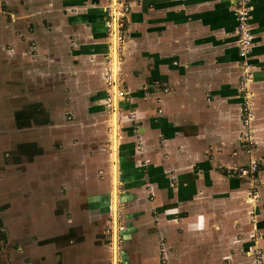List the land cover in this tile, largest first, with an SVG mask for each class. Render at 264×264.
<instances>
[{
  "label": "crops",
  "instance_id": "obj_1",
  "mask_svg": "<svg viewBox=\"0 0 264 264\" xmlns=\"http://www.w3.org/2000/svg\"><path fill=\"white\" fill-rule=\"evenodd\" d=\"M110 1L0 0V61L12 84L8 96L0 91V138L6 129L1 120L13 121L6 106L23 98L11 90L27 95L31 87L36 97L40 94L34 101H41L48 114L45 124L21 128L31 130L40 148L34 160L40 157L41 169L39 177L28 179L30 162L23 163V179L38 188L21 193L39 202L32 222L46 218L34 228L44 234L37 252L31 251L36 254L24 250L28 264L38 263L39 254L49 253V242L67 235L61 230L47 236L54 211L50 200H63L52 195L50 182L86 187L81 196L73 191L84 201L76 216L84 218L81 241L61 247V254L72 252L79 264H103L106 256L105 245L94 241L86 221L95 212H109L111 202L110 154L107 158L106 123L100 116L113 59L106 26ZM125 1L129 10L116 37L114 76L123 92L116 102L121 109L120 116L116 112L120 264H159L162 259L167 264H254L250 246L258 245L264 254V193L260 190L259 201L251 205L246 177L225 169L256 157L264 176V0H250L252 44L245 63L238 53L235 0ZM245 72L250 78L242 89ZM244 90L251 94L247 125L241 117ZM62 122L63 131L57 129ZM13 130L8 133L17 135ZM243 133L252 144L242 141ZM108 165L110 183L103 172ZM16 175L14 166L8 180ZM22 207L9 218L13 225H21L28 204Z\"/></svg>",
  "mask_w": 264,
  "mask_h": 264
},
{
  "label": "rangeland",
  "instance_id": "obj_2",
  "mask_svg": "<svg viewBox=\"0 0 264 264\" xmlns=\"http://www.w3.org/2000/svg\"><path fill=\"white\" fill-rule=\"evenodd\" d=\"M110 4H115V0L110 1ZM1 7V5H0ZM110 21V14L106 18V26L107 22ZM107 34L109 36V28L107 26ZM110 37V36H109ZM119 46V45H118ZM1 53V51H0ZM8 63L7 61L5 64ZM5 66V65H4ZM7 70V69H6ZM5 70V67L2 66V62L0 61V91H2V94L4 96L9 95V86L10 84L9 74ZM13 93V96L18 97L22 96L21 103L18 101L16 105H10L9 107L6 106L5 112H13V121H9L10 127L8 126V120H1L2 125L6 126V129L2 128L1 134H3L0 138V148L2 146H5L3 148H6L2 153V164H1V176L4 178L5 182H1L0 184V197H1V206H2V213L0 217V233H2L3 238L0 239V260L2 264H28L30 262V259H28L29 256H26L24 250L27 249L28 251L37 252L38 247L41 246L39 243V240H42V237H44V234L42 232L35 230L39 223H43L46 218H38V222L34 224L32 221L33 215L38 213L39 208L37 205L39 202L33 200L32 195L24 196L23 193H21L24 189L27 188V191L30 193L32 190H37L38 185L34 183H28L27 179H23V176L26 175V170L28 171V179H33L35 177H39L40 175V168H39V160L40 157L37 160H34L35 156L39 154V147L36 145L34 140H32V132H29L31 130L25 131L21 130V127L17 126V123H15L14 119V113H19L20 117L23 120H27L26 124L28 123L27 127L22 128H34L35 126L39 125L37 124V120H44L45 117H47V112L43 111L42 105L43 103L41 101H34V99L38 98L40 94L34 95L35 90L31 89V87L27 88V95H24L21 93H14L13 90H11ZM1 95V94H0ZM25 97V98H24ZM20 100V99H19ZM39 100V99H38ZM38 102V103H37ZM14 103V102H13ZM116 112L119 113L120 116V106L119 104L116 107ZM101 115L105 119V135H106V157L108 158V154L110 151V114L111 111L107 110L106 108H103L102 112H100ZM7 117V116H6ZM25 124V123H24ZM45 124V123H43ZM64 122L58 127L57 129H67L64 125ZM13 126H16L18 129L13 130ZM79 126L82 128V125L79 124ZM8 129L13 132H17V135L14 136V133H8ZM20 129V130H19ZM25 132H29L25 134ZM11 134V136H10ZM75 136V134H74ZM70 137L72 138L74 137ZM16 144L15 148L14 145ZM83 145V144H82ZM11 148V149H10ZM35 161V162H34ZM30 162V164H33L35 167H37L38 172H35L33 168H30V164L28 165L27 169L25 170V167L23 168V163ZM34 162V163H33ZM51 162V160H48V164ZM97 163L99 166H101L103 163L99 158H97ZM53 164V162H51ZM109 164V163H108ZM10 165H12L10 167ZM14 166H17V172L19 175L12 176V179L8 180V175L10 173V170L14 168ZM44 166H47V164H44ZM110 166L104 168L103 172L108 177V182L110 183ZM11 168V169H10ZM51 169V168H50ZM45 170V169H43ZM51 171V170H49ZM226 171V169H225ZM30 173V174H29ZM23 174V175H22ZM49 186L53 188L55 191L52 195L55 197L63 196V200L56 201V200H50V206L54 209L51 213L49 221L50 225L48 227L49 234L47 235L48 238L53 236H58L60 234H63L62 231H64L67 235L58 236L55 241L49 242V253H43L39 254L40 258L37 260L38 263L34 264H79L78 260L76 262L74 261V256L72 254L71 247L69 249V253L65 256H63L61 253L64 251L62 248L67 246H72L71 243H79L82 238L83 229H81V226L79 225V221L83 220L80 216L76 217L81 210L84 209V201L82 199H78V197H75L76 195L85 194V188L86 187H76L73 189V186H69L68 188L66 186H59L57 184H54L50 182ZM60 188V189H59ZM74 191V193H73ZM28 194V193H26ZM20 197H16V196ZM14 197V198H13ZM6 198V199H4ZM10 199V201L8 200ZM82 198V197H81ZM58 203V204H57ZM28 204V210L24 211L21 219V225H13L10 223L9 218L11 217L12 213L14 214L15 211L18 212V206L22 207L23 205ZM61 205H63V208L66 210L65 216L60 215L62 212ZM59 206V207H58ZM59 208L58 210L56 208ZM23 208V207H22ZM21 208V210H22ZM61 209V210H60ZM108 211V210H106ZM103 214H100L98 212H95L94 214L90 215V220L86 221V226L88 225L87 229L90 230L95 239L94 241L97 244L103 243L105 245V258H103V264H112L111 261V248H112V216H111V209L109 208V212H106ZM29 212V213H28ZM64 212H62L63 214ZM74 213H76L74 215ZM117 213V211H116ZM46 217V216H45ZM59 218V219H58ZM59 220V221H58ZM4 221V222H3ZM28 224L25 225V223ZM58 221V222H57ZM90 221V223H89ZM118 221V220H117ZM118 224V223H117ZM62 226V227H61ZM35 228V229H34ZM62 230V231H61ZM117 236H116V243H117V264H120V250L122 247L121 243V235L119 233V229H117ZM79 231L80 232L79 234ZM92 235V234H88ZM63 237V239H60ZM21 246H22V252H21ZM36 246V247H35ZM55 246L59 249H53ZM34 247V248H31ZM62 247V248H61ZM53 249V251H52ZM67 250V249H66ZM53 252V254L51 253ZM57 252V256H54ZM32 253V252H31ZM99 253V252H98ZM35 255L36 253H32ZM47 259V260H46ZM163 260V259H162ZM160 261L159 264H167L166 260ZM44 262V263H43Z\"/></svg>",
  "mask_w": 264,
  "mask_h": 264
},
{
  "label": "built area",
  "instance_id": "obj_3",
  "mask_svg": "<svg viewBox=\"0 0 264 264\" xmlns=\"http://www.w3.org/2000/svg\"><path fill=\"white\" fill-rule=\"evenodd\" d=\"M236 2V33L239 38L238 42V53L245 63L248 56L251 53L252 36L250 34L249 23H250V0H235ZM110 21L107 22L109 28V36L112 37L113 28L112 23L116 22V37L120 39V27L123 25L122 17L129 10V3L125 0H115V4H111L110 7ZM116 15H113V13ZM118 50V45H117ZM111 60V59H110ZM249 72H245L242 75L241 87L246 88L247 79L250 78ZM107 89L104 99V106L107 110L112 111L114 103L123 97L122 90L116 84V78H114L112 66L110 64L108 73L106 74ZM163 90H168L166 82H163ZM243 100L241 103V117L243 124L247 125L248 119L251 116L250 111V97L251 94L244 90ZM116 100V102H114ZM119 114V113H117ZM134 116L133 114L130 117ZM120 120V118L118 117ZM242 141L246 142L247 145L252 144L253 140L250 138L248 133H243ZM226 172L231 175H240L246 177L250 184L248 191V201L251 205H256L260 199V190L264 193V176L259 173V161L256 157H249L248 162L243 165L231 166L226 168ZM252 213V211H251ZM261 235H256L255 239H260ZM264 240V239H263ZM248 254L253 256L254 264H262L264 262V254L258 245H252L248 249Z\"/></svg>",
  "mask_w": 264,
  "mask_h": 264
},
{
  "label": "bare ground",
  "instance_id": "obj_4",
  "mask_svg": "<svg viewBox=\"0 0 264 264\" xmlns=\"http://www.w3.org/2000/svg\"><path fill=\"white\" fill-rule=\"evenodd\" d=\"M113 15H116L114 12ZM113 42V51H112V70L114 76L116 75V69L117 67V60H116V22L113 23V33H112V39ZM116 102V100H114ZM116 103H114V110L112 112V124H113V133L111 130V143H110V166H111V179H112V188H111V202H110V208L112 209V219L114 218V215L116 216V211H117V182H118V176H117V139H116ZM115 129V130H114ZM118 130V128H117ZM115 212V214H113ZM113 225V223H112ZM114 227V226H113ZM113 232V231H112ZM116 248V247H115ZM113 254H114V242L112 241V249ZM116 258L113 256L112 260ZM113 262V261H112ZM114 264V263H113Z\"/></svg>",
  "mask_w": 264,
  "mask_h": 264
},
{
  "label": "trees",
  "instance_id": "obj_5",
  "mask_svg": "<svg viewBox=\"0 0 264 264\" xmlns=\"http://www.w3.org/2000/svg\"><path fill=\"white\" fill-rule=\"evenodd\" d=\"M14 119H15V123H17V126L18 127H27L28 126V123L26 124L27 120H23L19 113H14ZM48 121L47 117H45L44 120H37V124H42V123H46ZM25 123V124H24ZM40 151V150H39ZM3 238V235L2 233H0V239Z\"/></svg>",
  "mask_w": 264,
  "mask_h": 264
},
{
  "label": "water",
  "instance_id": "obj_6",
  "mask_svg": "<svg viewBox=\"0 0 264 264\" xmlns=\"http://www.w3.org/2000/svg\"><path fill=\"white\" fill-rule=\"evenodd\" d=\"M115 214V212L113 213ZM113 236H112V241L114 242V254L113 256L115 257V254H116V236H117V213H116V216L114 215V218H113ZM113 263L114 264H117V257L113 259Z\"/></svg>",
  "mask_w": 264,
  "mask_h": 264
}]
</instances>
